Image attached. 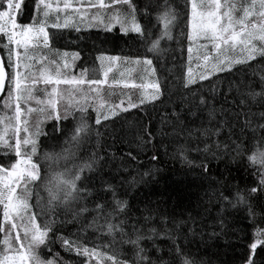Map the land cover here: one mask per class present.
I'll list each match as a JSON object with an SVG mask.
<instances>
[{"label":"snow or ice","instance_id":"6c2138e0","mask_svg":"<svg viewBox=\"0 0 264 264\" xmlns=\"http://www.w3.org/2000/svg\"><path fill=\"white\" fill-rule=\"evenodd\" d=\"M22 5L23 0H0V47L8 61L5 65L0 60V93L6 92L0 99V152L5 157L15 156L7 166L0 164V234H3L0 237V264H59L55 256L50 259L42 256L43 249L49 245L51 233L58 223L77 222L88 216L91 219L87 221L85 230L92 228L110 237L112 244L104 247L115 244L129 246L131 258L127 254L118 258L114 254L102 253L97 248L89 249L77 240L58 236L65 251H75L78 256L87 258L84 264H90L91 260H96V264H103L104 260L111 261V264H201L186 251L187 246L180 243L181 233L188 221H173L169 224L168 218L164 216L161 217V224L157 225L152 212L142 213L139 217L129 215L127 201L120 199L114 186L107 181H102L100 192L105 196L110 193V199L94 196L93 189L86 185L82 187L78 183L86 171H95L96 161L102 159L95 152L86 158L78 156L79 150L86 142H90L93 134L88 109L91 108L96 114V125H100L101 120L107 121L110 117L117 116V109L127 111L121 108L123 101L116 105L108 103L100 88L107 83L114 62L121 57H97L101 62L103 79H86L84 75L67 77L60 69L61 60L47 56L42 51L49 49V32L46 29L68 27L76 16L83 23L89 15L84 10L83 0H56L55 4L53 0H35V11L30 23L19 22ZM86 7L96 9L91 20L103 24L108 31H112L114 24L119 25L121 33H134L145 43V58L132 60L123 57L125 63L132 65L128 73H139L141 83L125 82L124 73L114 83L123 84L125 88L139 89L140 105L146 101L158 100L162 94L161 87L151 79L155 76V70L147 54L159 51L162 39H172V29L180 18V13L171 0H156L155 4H146L143 9L133 0H111L110 3H106V0H88ZM186 7L189 9L186 13L188 41L204 40L211 46L202 56L205 71L199 73L201 81L216 72L231 71L234 65L247 64L251 67L250 62L257 58L264 60V0H186ZM68 10L76 16L70 15ZM141 12L146 18L151 17L153 27L159 29L155 40H151V30L138 19ZM61 13H64L63 24L59 22ZM53 16L55 22L50 24ZM105 16L108 20L106 24ZM148 40H151L150 44L147 43ZM191 51L192 48L189 47V52ZM71 55L76 58L78 54ZM67 56V53L63 54L65 69L69 66ZM105 60L109 61L106 68ZM254 75L259 78V90L254 82H249L247 90H243V80L239 84L230 85V89H237L242 106L249 101L252 104L264 103V71H258ZM195 82L196 78L190 67L184 86L188 87ZM84 84L89 85L87 90L81 87ZM61 85H67L68 88H61ZM212 93H216L215 87ZM193 96L195 97L194 93ZM212 104L213 101L204 96H200L198 101L193 99L188 114L196 117L203 113L202 126L185 130L189 137L198 134L196 139L203 138L204 147H197L195 151L205 153L204 159L227 162L225 167L238 159H246L247 167L252 169V175L256 178L255 185L246 190L237 186L235 192L228 194L221 192L219 200L222 208L229 205L233 208H247L249 217L255 222L257 213L252 201L264 192V111L259 114V122L254 123L250 118H244L241 131L245 134V139L250 140L251 148H247L242 140H233L230 135L231 143H225L221 149L218 137L226 121L218 118V112L222 114L225 110H218ZM128 105L129 108L138 107L131 97ZM77 112L79 117L76 116ZM173 115L181 124L184 123L180 113L173 112ZM69 116L74 121V127L65 138L67 147H62L58 153L41 154L39 138L47 135L43 125L54 119L55 130L62 131L59 122L67 120ZM245 130L252 133L250 138ZM229 132L231 133V129ZM152 139L148 128L137 132L139 147L152 143ZM178 151L181 160H187V149L179 146ZM132 158L135 159L134 156ZM156 158L155 155L152 157L154 160ZM41 160L48 162L49 166L55 163L57 167L61 160L66 165L68 161L72 163L63 170L52 173L50 178L41 183ZM187 162L193 163L191 160ZM199 166L207 172L208 164ZM218 183L227 185L228 177ZM40 188L47 194L46 201ZM33 196L35 204L30 203ZM61 216L65 219H61ZM69 216L71 221H67ZM41 217H45V220L38 223ZM188 234L194 235L192 228H188V233L184 234L185 239ZM158 241L167 242L166 249ZM258 247L264 249L262 227H255L253 230L251 243L248 245L249 254L244 264H257L255 257ZM261 264H264V258L261 259Z\"/></svg>","mask_w":264,"mask_h":264},{"label":"trees","instance_id":"16d2710c","mask_svg":"<svg viewBox=\"0 0 264 264\" xmlns=\"http://www.w3.org/2000/svg\"><path fill=\"white\" fill-rule=\"evenodd\" d=\"M110 2L111 0H106V3ZM133 2L143 9L146 4H155L156 0H133ZM171 2L180 13V18L172 29V39H162L159 51L147 54V58L153 62L156 79L161 87L160 98L145 102L143 105L139 104L138 97L134 98L132 102L138 104L136 108H129L128 104L122 103L125 107L121 106V108L127 111L117 109V116L110 117L107 121L101 120L100 125L95 124L96 114L91 108L88 109L93 134L90 142H86L79 150L78 156L86 158L95 152L102 159L96 161V170L86 171L78 183L82 187L86 185L93 189L94 196L110 199V193L105 196L100 192L102 181H107L114 186L119 198L127 201L129 215L139 217L142 213L152 212L157 225L161 224V217L164 216L168 218L169 224L173 221H188L187 227H184L181 233L180 243L186 245V251L201 264H244L249 254L248 245L251 243L254 228H264V192L252 201L257 213L255 222L249 217L247 208H233L230 205L222 208L219 200L221 192L228 194L235 192L237 186L241 190H246L255 185L256 178L252 175V169L247 167L246 159L228 163L227 167H225L227 162L204 159L205 153L195 151L197 147L201 149L204 147L203 138L196 139L195 136L198 134L189 137L185 129L191 130L202 126L203 113L196 117L188 113L193 99L198 101L200 96H204L213 101V107L225 110L222 114L218 112V118L226 121L218 137L221 149L225 143H231L230 135L233 140H242L247 148H251L250 140H246L245 134L241 131L244 118H250L254 123L259 122V114L264 111V103L252 104L249 101L246 105H240L241 97L235 87L230 89V85L239 84L243 80L244 84L241 85L243 90H247L246 85L249 82H254V86L259 90V78L254 73L264 71V60L257 58L250 62L251 67L247 64L234 65L231 71L217 72L203 81L197 80L185 87L188 59L192 54L189 52L190 41L187 39L186 13L189 9L186 7V0H171ZM34 11L35 0H23L19 22L31 21ZM95 11L92 10V14ZM69 14L76 16L72 11H69ZM138 19L151 30V40H155L159 29L153 27L152 18H146L141 12ZM54 22L55 18L49 21L50 24ZM59 22L61 23V18ZM79 22L80 19L76 16L68 27L47 28L50 49L57 52L60 58L67 53L68 63L74 61L75 68H80L76 72L79 73L86 67L99 69L101 62L97 60L98 56H117L121 59L145 58L146 45L136 34L125 35L120 32L119 25L115 24L112 31H108L103 24L97 22L85 24L83 22L82 25L78 24ZM107 22L105 16L104 23ZM151 40L147 43L150 44ZM72 53L78 54L77 57L74 58ZM0 60L7 65V56L2 47H0ZM213 87L216 89L214 95ZM100 88L108 103L121 104L119 90L114 87L100 86ZM5 94L6 92L1 93L0 99ZM173 112L180 113L183 124L177 120ZM79 115L77 112L76 116ZM59 123L62 128L59 132L55 130L54 119L43 125L47 135L39 138L41 154L58 153L62 147H67L64 141L74 127V121L69 116L67 120L62 119ZM144 128L150 129L152 143L139 147L136 135ZM247 136L250 138L252 133L247 132ZM179 146L187 149V160L193 163L181 160ZM154 155L157 157L155 160L152 159ZM133 156L135 159L132 158ZM14 159V155L5 157L3 152H0V164L7 166ZM71 163L72 161H68L66 165L65 161L61 160L57 167L55 163L49 166L48 162L41 160V183L50 178L52 173L63 170ZM204 163L208 164L207 172L199 166ZM224 177H228L227 185L218 183ZM40 192L46 201L47 194L43 188H40ZM89 199L92 200L91 197ZM35 202L33 196L30 203L35 204ZM89 206H92L91 202ZM0 219H2V208H0ZM61 219L65 218L61 216ZM90 219L91 216H88L87 219L81 218L77 222L58 223L51 233L48 247L43 249V258L50 259L55 256L59 264H84L87 258L78 256L75 251H65L57 239L58 236L77 240L89 249L97 248L102 253L114 254L118 258L124 254L131 258L129 246L115 244L112 247H104L106 244H112L110 237L92 228L85 230ZM44 220L45 217H41L38 223H43ZM67 221H71L70 216L67 217ZM188 228L193 229L194 235L188 234L185 239L184 234L188 233ZM2 235L0 234V237ZM158 243L166 249L167 242L158 241ZM164 256L167 259L166 251ZM255 258L257 264H261L264 249L258 247ZM90 264H96V260H91ZM103 264H111V261L104 260Z\"/></svg>","mask_w":264,"mask_h":264},{"label":"rangeland","instance_id":"374dc122","mask_svg":"<svg viewBox=\"0 0 264 264\" xmlns=\"http://www.w3.org/2000/svg\"><path fill=\"white\" fill-rule=\"evenodd\" d=\"M83 1H86V3H83V5H84V10L89 13V15L87 17V19H89L91 17V14H92L91 11L95 10V9H87L86 5L88 3V0H83ZM61 2H62V0H61ZM53 3L55 4L56 0H53ZM53 18H55V16H53ZM201 45H207V41L199 40V41H195V42H190V44H189V47L192 48V51H191L192 54L189 56V59H188L186 77L189 73V68L191 67L192 73L195 75L196 81L200 80L199 79V73L205 71L204 67L202 66L203 65L202 56L204 53L208 52L210 50V47H211L210 45H207V47H201ZM42 51L47 56H50V57L55 58V59H60L61 60L60 69H61L62 73H64L69 78H71L72 76L80 77L81 75H84L86 79H103L104 78L101 75V72H102L101 66L99 69L94 68V67H86V68L81 69L82 71L78 73L76 71H78L80 68H75L76 64L74 65V61H71L70 63H68L69 66L67 69H65L63 62H62L63 58H60V56L57 54V52H54L52 49H50V47H49V49H42ZM104 57H106V56H104ZM132 60H134V59H132ZM67 62H69L68 59H67ZM76 63H77V61H76ZM104 65L106 68L109 65V61L105 60ZM131 67H132V65L130 63H125L123 59H120L119 61L114 62L112 71L108 74L107 83L101 85L102 87H107V88H110L109 85H111V87H114L117 90H119V93L121 95V100L123 101V103L125 105L128 104L129 97H131V100H133L134 98H137V97H138V99H140V90L134 89L131 87L125 88V87H123V84L117 85L114 83V80L121 79L122 78L121 73H124L125 75H124L123 79L125 80V82L135 83V84L141 83L139 73H137L135 71L131 72V74L128 73V69ZM53 70H55V69L53 68ZM83 70H87V72L85 73V71H83ZM115 75H117V76H115ZM151 79L155 80L157 82L156 75L154 77H151ZM93 86L94 85H92V87ZM40 87H43V85H40ZM60 87L64 88V89L68 88L67 85H61ZM81 87H83L85 90H87L89 88V85L84 84ZM149 91H151V90H149ZM146 102H149V101H146ZM121 106L125 107L123 104H121ZM33 122H35V116H33ZM13 235H15V233H13ZM21 236H23V233H21Z\"/></svg>","mask_w":264,"mask_h":264},{"label":"crops","instance_id":"0c3cea01","mask_svg":"<svg viewBox=\"0 0 264 264\" xmlns=\"http://www.w3.org/2000/svg\"><path fill=\"white\" fill-rule=\"evenodd\" d=\"M54 4V3H53ZM96 10V9H95ZM69 11H71V10H69ZM75 14V13H74ZM76 15V14H75ZM60 16H62L61 17V24H63V22H64V19H63V17H64V13H61L60 14ZM78 17V16H77ZM79 18V17H78ZM31 21H28V22H20V23H30ZM97 21H92L91 20V17L89 18V19H86L85 21H84V24L85 23H96ZM97 23H99V22H97ZM78 24H80V25H82L83 23H81V22H79ZM87 26L89 25V24H86ZM77 26V25H76Z\"/></svg>","mask_w":264,"mask_h":264},{"label":"water","instance_id":"95a60500","mask_svg":"<svg viewBox=\"0 0 264 264\" xmlns=\"http://www.w3.org/2000/svg\"><path fill=\"white\" fill-rule=\"evenodd\" d=\"M0 95H1V93H0Z\"/></svg>","mask_w":264,"mask_h":264}]
</instances>
